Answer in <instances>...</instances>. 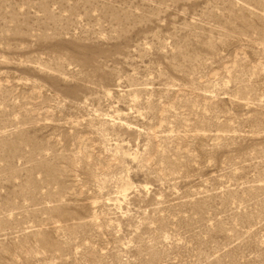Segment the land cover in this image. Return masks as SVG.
<instances>
[{
  "label": "rangeland",
  "instance_id": "obj_1",
  "mask_svg": "<svg viewBox=\"0 0 264 264\" xmlns=\"http://www.w3.org/2000/svg\"><path fill=\"white\" fill-rule=\"evenodd\" d=\"M0 264H264V0H0Z\"/></svg>",
  "mask_w": 264,
  "mask_h": 264
}]
</instances>
